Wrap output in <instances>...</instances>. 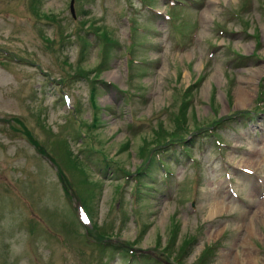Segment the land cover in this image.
I'll use <instances>...</instances> for the list:
<instances>
[{
	"label": "rangeland",
	"instance_id": "374dc122",
	"mask_svg": "<svg viewBox=\"0 0 264 264\" xmlns=\"http://www.w3.org/2000/svg\"><path fill=\"white\" fill-rule=\"evenodd\" d=\"M192 2L0 0V264H125L124 242L138 255L129 264H154L140 255L157 257L168 243L176 256L188 242L183 264L203 254L202 264H264V0ZM79 69L87 79L71 78ZM246 109L248 121L223 119ZM216 121L224 146L206 137ZM161 130L189 139L187 154L179 143L159 149L167 187L138 195L121 174L153 166L148 150ZM54 164L127 254L98 249ZM155 177L160 186L161 171Z\"/></svg>",
	"mask_w": 264,
	"mask_h": 264
},
{
	"label": "bare ground",
	"instance_id": "6f19581e",
	"mask_svg": "<svg viewBox=\"0 0 264 264\" xmlns=\"http://www.w3.org/2000/svg\"><path fill=\"white\" fill-rule=\"evenodd\" d=\"M211 4L212 3H209V5H207V7L205 8V12H207L208 10H209V8L211 7ZM114 72H111L110 73V75L113 77L114 76ZM243 82V81H242ZM247 83H248V81H247ZM247 85H249V83L247 84ZM246 90V89H245ZM240 91V90H239ZM248 92V91H247ZM249 93V92H248ZM245 96H246V93L245 92H243V91H241V92H239V95H238V98H237V101L239 102V103H243V101H242V99H244L245 98ZM247 97V96H246ZM264 114V113H263ZM263 144V143H262ZM261 144V145H262ZM263 149V148H262ZM261 152V151H260ZM259 156H260V154H259ZM261 158V157H260ZM259 158V159H260ZM242 159H244V158H242ZM255 159H257V157L255 158ZM257 161V160H256ZM260 161V160H259ZM250 163V162H249ZM254 163V162H253ZM156 205V204H155ZM220 204L219 203H216V205L214 206V208H212L213 210H217V209H219L220 208V206H219ZM248 242V241H247ZM248 246V245H247ZM252 254H253V252H252Z\"/></svg>",
	"mask_w": 264,
	"mask_h": 264
},
{
	"label": "trees",
	"instance_id": "16d2710c",
	"mask_svg": "<svg viewBox=\"0 0 264 264\" xmlns=\"http://www.w3.org/2000/svg\"><path fill=\"white\" fill-rule=\"evenodd\" d=\"M167 136L172 137L170 134H168ZM29 137H30V141L33 143L34 140L31 139V137H32L31 133H30ZM32 138H33V137H32ZM159 138H160V137H159ZM158 140H159V139H158ZM158 140H157V141H158ZM157 141H156V142H157ZM64 187L66 188V184H65V183H64Z\"/></svg>",
	"mask_w": 264,
	"mask_h": 264
}]
</instances>
